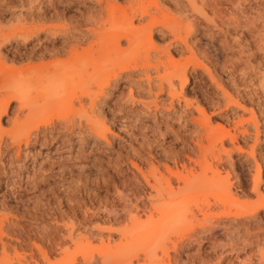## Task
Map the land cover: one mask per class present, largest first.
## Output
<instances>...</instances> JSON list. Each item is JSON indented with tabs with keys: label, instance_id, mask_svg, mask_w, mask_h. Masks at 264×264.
<instances>
[{
	"label": "rangeland",
	"instance_id": "1",
	"mask_svg": "<svg viewBox=\"0 0 264 264\" xmlns=\"http://www.w3.org/2000/svg\"><path fill=\"white\" fill-rule=\"evenodd\" d=\"M132 1H114L116 24L125 22L121 9ZM191 1L136 0L157 4V19L181 20L183 30L178 36L157 26L135 48L121 41L117 51L108 45L110 28L97 33L90 24L100 16L94 0H0V95L19 91L28 107L42 106L47 77L58 76L57 106L42 113L60 118L39 132L52 126L63 132V119L83 124L57 142L22 143L16 157L3 143L28 129L9 124L18 105L11 103L1 119L0 251L3 242L27 254L14 264H33L31 243L52 250L48 262L39 258L38 264H264V210L241 215L240 206L236 216L234 207L214 200L230 186L240 204L251 203L256 165L264 192V0H196L201 9L194 14ZM132 15L134 26L146 23ZM124 64L129 72L114 79ZM107 83L109 93L93 109L104 140L84 129L74 95L88 90L96 96ZM85 107L90 112L88 101ZM61 142L60 155L44 158ZM194 160L199 187L182 194L206 197L209 205L191 207L186 221L160 229L158 246L132 245L119 253L113 242L131 228L129 211L141 217L133 227L140 239L170 217L153 211L146 219V181L163 185L170 178L175 187L170 174ZM99 237L112 240L109 251ZM53 241L66 252L59 254ZM82 246L87 259L77 250Z\"/></svg>",
	"mask_w": 264,
	"mask_h": 264
},
{
	"label": "bare ground",
	"instance_id": "2",
	"mask_svg": "<svg viewBox=\"0 0 264 264\" xmlns=\"http://www.w3.org/2000/svg\"><path fill=\"white\" fill-rule=\"evenodd\" d=\"M94 1L97 3V5L99 7L100 16L98 18L99 20H93L92 22H90V24L96 32H97L98 28H99V30H102L104 32H108L107 29L110 28L109 31H111V33H110V35L107 36L108 39L106 37L105 38L108 40V45L117 51L123 50V49L121 50V46H120L121 41H125L127 48L131 49L140 42L141 38L149 37V35L153 32L154 27H157V26L165 28L169 32L177 34L178 36H179V33L183 30V23L181 20H170L171 22L167 23L166 18H168V17H166L167 15H164V14L162 16V20H158L157 17L155 16L156 15L155 12L158 13L160 10L158 8L159 6L157 4H155L154 8H153L150 4H149L150 6H148V4L144 5L145 3L143 4V3L137 2L138 3L137 4L136 0L130 2L127 6H124L125 8H122V9L120 8L122 13H124L123 19L125 20V22L120 26V23H118L119 24L118 25V24H116L117 21H115L117 19L116 15H115V13H116L115 9L116 8L114 7V1L115 0H94ZM137 1H139V0H137ZM175 2H177V1H175ZM146 3H147V1H146ZM188 5H189V8L192 9V10H190L192 13H193V11H199L198 9H201V8H197L196 0H192L190 2V4H188ZM134 6H136V7H134ZM182 6L183 5H181V7ZM183 9H182V11H183ZM129 10L131 11V13H128ZM132 13H137L138 14L137 16H139L140 21H143L146 23L140 24L139 26H134L133 19L135 18V16H133ZM95 25H98V26H95ZM106 26H108V27H106ZM105 28H107V29H105ZM76 42L77 41H75L72 45H70V49H73V48L78 46V44ZM127 50H129V49H127ZM117 70H118V72L115 71L116 74H114V77H113L114 79H118V77L123 73H128L130 70V67L126 66L124 64L123 66H120ZM176 75H177L176 78H178L180 80L179 82H181V86H183L186 83V79L184 77V74L182 72H180ZM57 77L58 76H56V78ZM56 78L54 75L47 77L46 85L43 88V104H42V106H39L37 104H34V105L31 104L32 106L28 107L27 102L23 101L22 94L19 91H15V90L7 91V92L5 91L4 92L5 94L2 93L0 95V123H1L2 117L7 115V109L11 106V103H16L18 105V107L15 110L13 117L9 120V124H10V126L12 125L13 127L14 126H20V128L21 127L23 128L24 126L25 127L27 126V128H28V129H26L27 130L26 133L20 134V135H16V133H15L14 136L12 135L10 137V140L3 143L7 148H10V149L15 148L16 149V155H15L16 157L21 152L20 150H21V144L22 143H24L25 147H28L30 143L35 144V143L39 142L42 145V144H48L51 140H52L51 143L54 141L57 142L58 140H60V138L64 134H66V135L74 134L73 132H74L75 127H77L79 129L82 126V128H83V124L81 125V121H79V123L77 121L78 124H76V121L74 119H72V120H64L63 119V123L61 124L63 132L56 131L53 126H52V128L50 127L51 128L50 131L43 130L42 132H39L40 128L45 127L47 125H51V124H53V121L55 118L56 119L60 118V115L58 113H56V115H52V116L46 115V113H42V111L45 108L47 110L48 107L52 108L54 106H57V101L55 98V95L57 92L56 80H55ZM166 82H167V80H166ZM108 86H109V84L107 83L106 87L105 86L103 87L105 89L101 88L102 90L96 96L93 95L88 90L80 91L78 93V95H74V97L77 96L75 98L77 100V103L80 106V110L78 113L79 119L80 120L83 119L82 122L85 123V125H86V128L84 126V129H87L90 132V134H95V136L97 138L104 139V140L106 139L105 138V131L106 130L103 129L104 126L102 127V124H100L97 121L98 118H96L93 109H94V106L96 104V100L99 98V96H101V95L103 96V95H106L109 93L108 92ZM174 89L175 88L171 84V81L168 82V92H169L168 94L170 96H173L172 93L174 92ZM160 90L162 91L163 88L161 87ZM84 100L88 101V106H89L90 112H88L86 110V107H85L86 101H84ZM40 113L42 115H40ZM44 114H45V116H44ZM28 125H29V127H28ZM0 129H1V124H0ZM30 130L35 131V134H33V132H32L33 136L30 133ZM23 132H24V130H23ZM79 134H81V133H79ZM213 138H212V140H215ZM61 140H62V138H61ZM2 142H3L2 138H0V148H1ZM56 147H55L56 149L53 151V153L45 152V154L43 155L44 158H48L51 155H60L61 152L63 151V149H65V146L63 143L61 144V146L58 145ZM200 147H199V149H200ZM201 148H203V147H201ZM201 153H203V152H201ZM205 153L203 155H205ZM36 155H38V157H39L40 153L38 152ZM203 157H202V160H203ZM203 161H205V160H203ZM180 164H182L181 165V169H182L181 172L176 171V172L170 174L176 178L175 182L176 181L177 182H176L175 187H173L174 185L171 182L170 178L165 179V183L163 185H161L160 182L159 183L154 182L153 183L154 185H151L149 183V181H146L148 188H150L151 192L154 193L153 196L151 195V192L149 193V197H150L149 205H148V207L146 206L147 210L144 209V211L147 212L146 216H145L146 219L149 220L152 218V212L153 211H154L153 213L156 212V214L158 213L159 215H161L162 213H164V214L169 213L170 217L168 218V220L163 219V221L167 220V222L166 221L163 222L161 220L162 222H160V223H162V225L160 224L157 228H155L152 234L147 232L146 238L140 239L137 236V234L134 233L135 232L134 228H136V226L141 222V217L137 214V212H135V210H134L135 213H132L131 211H129L127 218H128V222L132 225L131 226L132 230H131V228L121 230L119 232V238H117L118 242L117 243L113 242V247L116 248L117 250H119L120 251L119 253L124 252L129 247H131L132 245L142 244L143 247H149V248L152 247L153 245L158 246L160 244L159 243V241H160L159 240V236H160L159 230L160 229H162V228H170L171 229L173 224L176 225V223L179 224L182 221H186L187 220V213L189 212V210H191L190 209L191 207H196V209H198V207H200L204 204L209 205L206 197H202L200 199L199 197H197V195L195 196V194H194V196L191 194H184V195L182 194V192L187 188H190L192 190V188L195 189V188L199 187V181H198L199 176L194 174L195 167L196 166L198 167V164L196 163V161H195V163H193L194 165H192V167H191L192 163L189 164V166H186V163H184V162L180 163ZM228 165H225V166H228ZM175 167H176V164H175ZM197 169H199V168H197ZM182 171H184V172L182 173ZM252 183H253L252 193L254 194L255 199L251 203L242 202V204H240V202L237 198L238 194H236V193L232 194V192H230V186H228V189H226V192L224 191V193H222L221 195L214 197L215 198L214 200L218 204H221L223 206L234 207L237 210V214H238V208L241 206V208H242L241 213H240L241 215L246 214V212L247 213H258L260 211H263L264 210V192L262 190H260L261 168L258 165L255 166V174L253 175ZM222 184H223V187H225V184L223 182L221 183V185ZM163 191H166V194H165L166 198L165 199L163 198ZM133 208L134 207H132V209ZM239 212H240V209H239ZM237 214H236V216H240V214H238V215ZM158 222H159V220H158ZM162 233H164V232H162ZM148 235H150V236H148ZM79 238H81V237H79ZM21 241H23V240H21ZM99 241H100L101 245L108 243L107 245L109 247L112 240L107 239V243H105V239L102 237H99ZM196 241H198V240H196ZM32 242H34V241H32ZM16 244H17V242H16ZM52 244H53L54 248L56 247V249L59 250V252H58L59 254H63L67 250V249H64L62 247L63 245L60 242L53 241ZM11 245L10 244H4L2 242L1 251H0V256H1L0 264H14L15 261H18L23 254H24V256H27V254H25L26 252H24L20 256L18 254L19 252H17L19 250H16L17 247H15V245H12V246ZM19 246H21V245H19ZM9 249H10V251L11 250L13 251L12 254L8 253ZM19 249H20V247H19ZM85 249L86 248L84 246L77 247V250H78V252H81L83 259H87V257H88V253L87 254L85 253ZM107 249L109 251L110 247ZM48 250H51V249H48ZM27 251H28V256H29L28 259H30L33 264H38L39 258L48 262V259L50 256L49 253L47 251H43L42 248L40 246H38L36 243H33V244L31 243V246L28 248ZM51 251H50V254H51ZM107 254H111V252L107 253ZM103 255H105V254L103 253ZM110 256L111 255H109V257ZM105 257H107V256H105ZM109 257H107V258L109 259ZM261 258L263 259V255ZM26 259H25V261H26ZM88 259H90V258H88ZM103 259H105V261H106V258H103ZM30 260H29V263H30ZM100 261L103 262L102 260H100ZM21 262H23V261H21ZM84 262L86 263V261H84ZM87 263H89V261H87ZM105 263H107V262H105ZM23 264H26V262L25 263L23 262ZM89 264H92V262H90Z\"/></svg>",
	"mask_w": 264,
	"mask_h": 264
}]
</instances>
